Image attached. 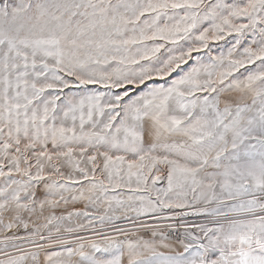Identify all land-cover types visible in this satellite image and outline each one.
<instances>
[{
	"label": "snow or ice",
	"instance_id": "1",
	"mask_svg": "<svg viewBox=\"0 0 264 264\" xmlns=\"http://www.w3.org/2000/svg\"><path fill=\"white\" fill-rule=\"evenodd\" d=\"M0 264H264V0H0Z\"/></svg>",
	"mask_w": 264,
	"mask_h": 264
}]
</instances>
